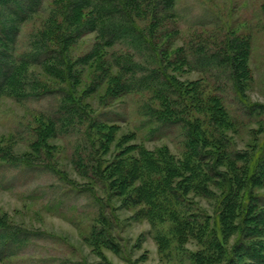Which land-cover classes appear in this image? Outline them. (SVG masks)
I'll use <instances>...</instances> for the list:
<instances>
[{
  "label": "rangeland",
  "instance_id": "1",
  "mask_svg": "<svg viewBox=\"0 0 264 264\" xmlns=\"http://www.w3.org/2000/svg\"><path fill=\"white\" fill-rule=\"evenodd\" d=\"M64 1L43 0L41 11L21 27L9 51L25 52L41 35L58 37L54 28ZM139 21L144 24L142 18ZM155 21L167 74L183 83L194 82V93L203 91V98L215 95L223 100L228 114L226 141L232 151L248 156L238 163L240 167L251 162L264 147V0H176L173 16L159 14ZM232 42H241L249 50L243 100L235 94L227 69L199 58L203 54L232 56ZM100 45L95 33L78 39L69 47L68 64L24 67L17 89L0 96V216L16 234L6 235L7 257L0 264H225L212 262L222 257L213 251L201 263L195 256L206 252L198 240L207 235L202 225L209 226L212 235L218 234L214 223L221 190L211 186V197H187L185 206L195 215L188 216L190 221L201 224L197 230L189 222L182 230L171 218L142 216L144 206L126 202L94 179L96 162L80 141L85 129L80 120L71 119L56 131L49 123L61 105L59 96H20L27 83L37 80L50 88L60 87L59 70L74 64L73 88L86 108L85 117L111 126L106 131L111 144L103 161L117 159L120 150L131 157L141 151L159 155L165 150L181 158L185 151L182 128L157 126L144 116V107L159 104L155 92L117 94V82L123 86L122 80L130 75L129 69H122V58H132L144 74L156 67L154 56L126 40L112 48ZM184 57L190 65L177 64L181 72H175L172 64ZM254 105V110L245 107ZM254 192L262 204L257 210L264 212V178ZM236 205L225 216L231 229L214 237L225 239L227 252L237 237L240 213ZM18 229L37 235L27 239ZM257 232L255 242L264 246V227ZM14 240H20L17 247Z\"/></svg>",
  "mask_w": 264,
  "mask_h": 264
},
{
  "label": "trees",
  "instance_id": "2",
  "mask_svg": "<svg viewBox=\"0 0 264 264\" xmlns=\"http://www.w3.org/2000/svg\"><path fill=\"white\" fill-rule=\"evenodd\" d=\"M175 5L176 0H65L59 12L58 30L54 28L55 35L59 33V36L41 35V39L33 42L29 50L14 54L9 51L10 47L16 45L21 27L41 11L43 0H0V96L17 89V78L24 67H44L56 62L68 64L70 45L93 33L97 34L102 48H112L126 40L137 50L152 54L156 59V67L144 74L132 58H122L125 65L122 69H129L130 75L124 78L125 81L121 79L123 86L118 85L120 81L117 82V94L154 91L159 104L144 107V116L157 126L173 124L182 128L185 151L181 158L165 150L159 155L141 151L137 157L120 150L117 159L114 155L112 162L103 161V154L107 153L111 144L106 132L111 126L97 124L85 117L86 108L73 88L74 64L59 70L61 79L55 75L61 82L60 87L50 88L37 80L25 83L20 96H59L61 105L57 114L49 118V123L53 124L56 131L63 130L71 119L80 120L81 127H85L80 141L90 149L96 162L92 168L94 179L126 202L144 206L142 216L171 218L182 230L187 229L185 223L189 222L197 230L201 224L190 221L192 219L188 216L194 214H190L185 206L187 197L192 194L211 197L214 195L211 186L221 190L214 223L218 234L212 235L209 226L202 225L207 235H202L198 240L206 252L195 255L197 263L206 261L205 254L213 251L217 257L222 256L212 260L215 263L264 264V246L255 242L257 229L264 227V212L257 210L262 204L254 192L259 189L264 178V147L251 162L240 167L238 163L244 162L248 156L232 151L226 141L225 118L228 114L223 100L215 95L203 98V91L194 93V82L183 83L167 74L161 44L156 42L155 20L159 14L172 17ZM140 18L144 24L139 21ZM240 43L232 42V56L203 54L199 58L211 61L216 68L227 69L235 94L239 100H243L249 50ZM180 63L190 65L185 57L182 61H175L172 64L175 72H181L177 66ZM245 107L248 110L256 108L255 105ZM240 198V205H236ZM234 204L240 213L236 226L237 237L227 252L225 239L215 240L214 237L225 235L231 229L225 216ZM187 213L189 215L186 216ZM10 230L11 226L0 216V261L7 257L5 250L9 237L6 235L9 234L10 238L16 235ZM18 231L26 235L27 239L37 235L21 229ZM3 232L5 235L1 234ZM19 242L17 240L12 245L17 247ZM99 264L112 263L103 261Z\"/></svg>",
  "mask_w": 264,
  "mask_h": 264
}]
</instances>
